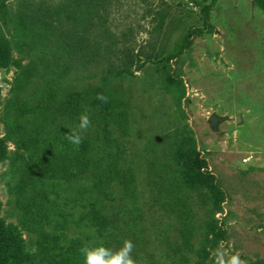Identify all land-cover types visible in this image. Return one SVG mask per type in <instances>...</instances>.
I'll use <instances>...</instances> for the list:
<instances>
[{"label":"rangeland","instance_id":"rangeland-1","mask_svg":"<svg viewBox=\"0 0 264 264\" xmlns=\"http://www.w3.org/2000/svg\"><path fill=\"white\" fill-rule=\"evenodd\" d=\"M86 1H0L2 264H84L80 248L125 239L137 264H213L220 246L264 264V0ZM205 5L211 26L194 34ZM84 32L88 63L62 42L79 52ZM129 58L122 101L96 99ZM190 156L212 191L177 179Z\"/></svg>","mask_w":264,"mask_h":264},{"label":"trees","instance_id":"trees-1","mask_svg":"<svg viewBox=\"0 0 264 264\" xmlns=\"http://www.w3.org/2000/svg\"><path fill=\"white\" fill-rule=\"evenodd\" d=\"M1 2L4 0H0ZM87 9L91 10L92 12L98 13L100 12V7L102 2L100 0H87ZM2 8V7H1ZM64 12L66 15L70 10L67 9L66 6H64ZM209 5H205L201 13L203 15V26L201 28L195 29L192 33L194 34H203L207 32L210 28V21H209ZM57 15H60V12L54 13L50 12L49 16L47 17L48 20H45L43 22L44 27L43 31L46 34L49 35H55L56 32V18ZM68 16V15H67ZM46 17V16H45ZM90 26V25H89ZM88 26V27H89ZM88 27H84L88 28ZM192 33H190L188 36H190ZM86 36L85 32L82 33L79 37L78 45H79V52L74 49L73 44L68 40H63V48L65 54L73 57H77L79 59V62L82 63H88V60L95 61V57L89 56L88 52L89 49L86 47ZM189 38V37H188ZM89 58V59H88ZM137 62L140 60V56H136ZM136 63V60L133 58H129L126 61L123 62V64H120V66H117L116 64H111L106 69L105 74L102 75L101 81L106 86V96L110 101H113L115 103H120L122 101L121 95L119 93V82L125 80L129 76V67ZM71 67L70 64H68L66 70H68ZM66 70L63 71L65 72ZM57 76L63 77L62 73H56ZM163 77L167 78V73H163ZM182 158V153H179ZM204 161L200 160L197 156H190L186 160H184V165L180 169V174L177 176V179H179L182 184H184L189 189H194L201 187L203 184L207 185L209 187V190L212 191V187H210L207 183V180H204L202 178V169L204 168ZM101 179H99V183H102ZM197 230L199 231V236L201 243L205 247H207L210 244V235L212 234L213 230L211 227H208V229H205V232H202L203 227L200 225H197ZM133 230V228L131 227ZM10 240L6 233L0 232V255L5 258L7 255H11V249H9ZM0 264H2V260L0 259Z\"/></svg>","mask_w":264,"mask_h":264},{"label":"clouds","instance_id":"clouds-1","mask_svg":"<svg viewBox=\"0 0 264 264\" xmlns=\"http://www.w3.org/2000/svg\"><path fill=\"white\" fill-rule=\"evenodd\" d=\"M96 99L107 103L108 98L102 93H98ZM79 124L77 130L69 133L66 139L70 144L79 146L84 139L83 133L91 127V119L87 111L81 113L78 117ZM135 249L131 239H125L119 248L106 247L104 244L94 246H84L80 248V253L84 258V264H137L132 253ZM213 264H246L241 259L239 252H231L222 246L213 252Z\"/></svg>","mask_w":264,"mask_h":264},{"label":"water","instance_id":"water-1","mask_svg":"<svg viewBox=\"0 0 264 264\" xmlns=\"http://www.w3.org/2000/svg\"><path fill=\"white\" fill-rule=\"evenodd\" d=\"M219 120L220 119H218L215 115H211L209 117V122L211 123L214 130L217 129V124H218Z\"/></svg>","mask_w":264,"mask_h":264}]
</instances>
